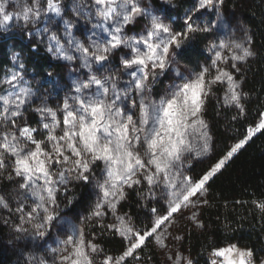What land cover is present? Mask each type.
Segmentation results:
<instances>
[{"label":"snow or ice","instance_id":"6c2138e0","mask_svg":"<svg viewBox=\"0 0 264 264\" xmlns=\"http://www.w3.org/2000/svg\"><path fill=\"white\" fill-rule=\"evenodd\" d=\"M163 3L177 7L173 0ZM72 11L91 25L84 40L72 36L76 25L71 21H63V41L49 31L47 25L65 14L63 0H0V30L43 22L35 35H47V51L56 59L78 60L87 70L83 79L77 77L71 94L50 107L46 100L34 102L37 92L25 78L19 54L13 55L14 70L0 80V182H10L13 189L0 192V210L16 217L12 227L17 239L44 240L55 232L57 246L37 244L43 255H29L28 264H143L141 253L150 243L164 251L167 264H198L170 246L169 238L177 244L185 239L173 235L181 220L206 228L201 210L212 207V183L257 134L264 135L262 108L242 138L200 174H190L193 161L213 155L206 118L210 97L220 108L235 111L232 121L248 116L251 93L245 91V69L258 56L255 33L235 14L226 15V0H194L177 26L169 9L154 10L143 0H76ZM206 13H214L215 22L197 23V14ZM140 19L146 20L142 30L129 35L128 26ZM213 32L215 39L207 44L208 56L198 70L175 69L173 83L155 97L153 85L177 63L185 44L197 34ZM25 34L33 36L31 30ZM121 49L127 51L114 69ZM218 90L222 95L217 96ZM29 112L39 117L35 126ZM81 183L95 193L88 215H61V197L71 204L70 188ZM142 187L137 195L162 203V208L151 207L148 223L139 227L120 208L129 190ZM250 203L264 220V196ZM89 224L101 236L119 237V254L106 252L95 242L96 234L89 238ZM257 255L253 247L226 243L211 248L207 264H264Z\"/></svg>","mask_w":264,"mask_h":264},{"label":"trees","instance_id":"16d2710c","mask_svg":"<svg viewBox=\"0 0 264 264\" xmlns=\"http://www.w3.org/2000/svg\"><path fill=\"white\" fill-rule=\"evenodd\" d=\"M76 0H63L65 14L63 18H57L47 25L50 32H55L64 40V20L73 22L76 27L72 29V36L79 40H84L86 35H91V25L81 16L77 17L72 11ZM145 4H151L154 10L167 8L170 10L175 20L174 26L182 24L180 17L184 15L187 8L192 6L194 0H173L177 7L163 3V0H143ZM236 18L245 23L254 33L255 46L258 56L246 67L245 91L251 93L250 102L247 105L248 116L244 120L232 121L235 115L234 110L220 108L216 104L215 97H210L206 118L209 121L214 137L213 155L209 160L193 161L190 174L198 175L205 170L210 162L233 144L236 139L242 138L247 124L252 123L257 116V110L264 108V0H226V15ZM208 24L215 22L214 13L199 15L197 23ZM146 20L140 19L134 25L128 26V34L142 30ZM31 26V25H30ZM29 26V27H30ZM43 22L34 28H44ZM31 29V28H29ZM35 30V29H34ZM27 31L19 30L18 40H23L31 58L34 53L33 46H38L40 55L36 63H33L41 79H44L46 72L50 71L58 78V84L43 82L38 87L37 97L34 102L46 100L50 107L60 104L65 95L71 94L72 87L77 77L83 79L86 69L79 67V61L68 62L56 59L52 53H47V35L32 37L26 35ZM239 35V33H237ZM216 33L197 34L188 41L184 48L177 55V63L172 65L167 72L159 76L153 85V95L159 97L163 95L175 79V69L181 72L196 71L205 62L208 53L205 51L207 44L215 39ZM95 38V37H93ZM8 43H0V80L3 68L7 61ZM67 47V45H66ZM44 49V50H43ZM46 49V50H45ZM127 50L121 49L116 54V60L112 67L119 66V56ZM127 77L124 76L123 80ZM1 91V89H0ZM222 95V91H217V96ZM35 106V105H34ZM29 122L36 125L39 117L34 112L28 113ZM99 175V170L97 171ZM13 185L10 182H0V192L12 191ZM129 190L127 200L122 202L120 211L129 213L139 227L148 223L150 218L149 209L153 206L162 208V203L155 201H144L137 191ZM264 196V135L257 134L248 145L242 149L237 156L229 163L225 170L215 179L210 189L209 200L212 207H205L201 210V219L206 228L197 229L190 221L181 220L178 227L173 229V235L179 233L185 239L178 244L171 241L169 244L173 248L179 247L180 251L198 262L207 264L208 253L213 246H223L226 243H236L241 247H253L257 251V261L264 258V220L253 208L250 201ZM68 200L61 197V215L69 217L79 216L81 219L88 215L90 206L95 200V193L91 185L74 184L68 193ZM249 201L247 204L238 205L235 201ZM147 203L148 207H143ZM227 204V207H225ZM188 213H185L187 215ZM7 219L9 222L4 223ZM16 217L10 213L0 210V264H28L29 255H43V249L37 244L47 247H56L53 243L55 232L49 234L44 240L33 241L31 236L17 239V233L13 231L12 224ZM105 222H110V217ZM86 233L89 238L96 234V241L100 243L106 252L119 254L123 248V242L119 237L105 233L99 235V229L91 224L86 225ZM145 260L143 264H167L164 251H161L150 243L148 248L141 253ZM151 257L150 260L147 258Z\"/></svg>","mask_w":264,"mask_h":264},{"label":"rangeland","instance_id":"374dc122","mask_svg":"<svg viewBox=\"0 0 264 264\" xmlns=\"http://www.w3.org/2000/svg\"><path fill=\"white\" fill-rule=\"evenodd\" d=\"M42 3H43V0H42ZM197 16L199 17V14H197ZM195 18L196 17H194V19ZM29 28L25 29L21 25H13L9 31L0 30V43L1 42L8 43L7 61H6L7 64L3 68L1 80L4 78L7 72L14 70V61L12 58L14 54H19V62H22L24 64L25 78L26 80L29 81L30 86L33 88V90H35L38 93V87L41 83L49 82V83L58 84V78L54 76L50 71L46 72V76L44 79H41L39 77L33 63L37 62V60L39 59L38 57L42 55L44 51L43 53H39L40 51H39L38 46H33L31 48V51L34 53V57L31 58V54L29 53L27 47L25 46L24 41L18 40V36H19L18 33H19V30L21 29H24L25 31L31 30L33 33H35L36 28H34L35 30L32 29V26H30ZM46 42H47V45H45V47L48 48V41L46 40ZM46 52L49 53L47 50ZM49 73H51V76H49Z\"/></svg>","mask_w":264,"mask_h":264}]
</instances>
